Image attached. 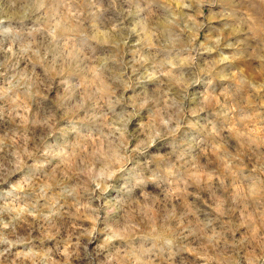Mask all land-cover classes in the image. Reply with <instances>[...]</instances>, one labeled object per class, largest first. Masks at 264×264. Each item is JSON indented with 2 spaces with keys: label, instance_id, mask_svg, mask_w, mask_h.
Returning a JSON list of instances; mask_svg holds the SVG:
<instances>
[{
  "label": "rangeland",
  "instance_id": "obj_1",
  "mask_svg": "<svg viewBox=\"0 0 264 264\" xmlns=\"http://www.w3.org/2000/svg\"><path fill=\"white\" fill-rule=\"evenodd\" d=\"M0 264H264V0H0Z\"/></svg>",
  "mask_w": 264,
  "mask_h": 264
}]
</instances>
